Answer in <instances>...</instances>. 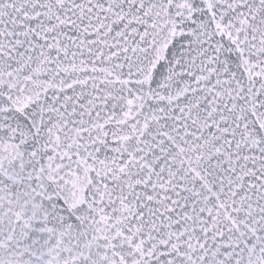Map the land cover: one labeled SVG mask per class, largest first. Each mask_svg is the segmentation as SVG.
<instances>
[{
  "label": "snow or ice",
  "instance_id": "6c2138e0",
  "mask_svg": "<svg viewBox=\"0 0 264 264\" xmlns=\"http://www.w3.org/2000/svg\"><path fill=\"white\" fill-rule=\"evenodd\" d=\"M0 264H264V0H0Z\"/></svg>",
  "mask_w": 264,
  "mask_h": 264
}]
</instances>
